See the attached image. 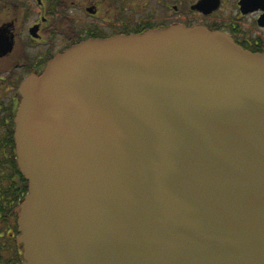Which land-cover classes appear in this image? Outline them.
I'll return each mask as SVG.
<instances>
[{"label": "water", "instance_id": "obj_1", "mask_svg": "<svg viewBox=\"0 0 264 264\" xmlns=\"http://www.w3.org/2000/svg\"><path fill=\"white\" fill-rule=\"evenodd\" d=\"M20 93L22 264H264V54L202 26L89 38Z\"/></svg>", "mask_w": 264, "mask_h": 264}, {"label": "flooded vegetation", "instance_id": "obj_2", "mask_svg": "<svg viewBox=\"0 0 264 264\" xmlns=\"http://www.w3.org/2000/svg\"><path fill=\"white\" fill-rule=\"evenodd\" d=\"M171 25L219 31L264 54V0H0V264H22L17 220L28 182L17 163L20 83L89 38Z\"/></svg>", "mask_w": 264, "mask_h": 264}, {"label": "bare ground", "instance_id": "obj_3", "mask_svg": "<svg viewBox=\"0 0 264 264\" xmlns=\"http://www.w3.org/2000/svg\"><path fill=\"white\" fill-rule=\"evenodd\" d=\"M18 224V223H17Z\"/></svg>", "mask_w": 264, "mask_h": 264}]
</instances>
